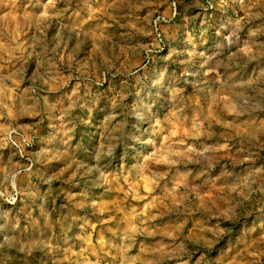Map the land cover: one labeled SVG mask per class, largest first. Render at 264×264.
<instances>
[{
	"label": "rangeland",
	"instance_id": "rangeland-1",
	"mask_svg": "<svg viewBox=\"0 0 264 264\" xmlns=\"http://www.w3.org/2000/svg\"><path fill=\"white\" fill-rule=\"evenodd\" d=\"M169 2L0 0V264H264V0Z\"/></svg>",
	"mask_w": 264,
	"mask_h": 264
},
{
	"label": "built area",
	"instance_id": "built-area-1",
	"mask_svg": "<svg viewBox=\"0 0 264 264\" xmlns=\"http://www.w3.org/2000/svg\"><path fill=\"white\" fill-rule=\"evenodd\" d=\"M178 1L179 0H170V2H169V8L171 9L170 19H173L176 16V4ZM160 22H166L165 18L161 17V16H156L154 18V20L152 21L155 29L157 28V26ZM15 137L17 138L16 141L14 140ZM7 140L9 142L10 146L12 147L16 157L19 160H22L23 162H25L26 164L31 166V160L27 155V152L32 147V143H30L31 141L28 140L27 138L23 137L22 135H20L15 129H12L8 133Z\"/></svg>",
	"mask_w": 264,
	"mask_h": 264
},
{
	"label": "crops",
	"instance_id": "crops-1",
	"mask_svg": "<svg viewBox=\"0 0 264 264\" xmlns=\"http://www.w3.org/2000/svg\"><path fill=\"white\" fill-rule=\"evenodd\" d=\"M130 1V0H129Z\"/></svg>",
	"mask_w": 264,
	"mask_h": 264
}]
</instances>
